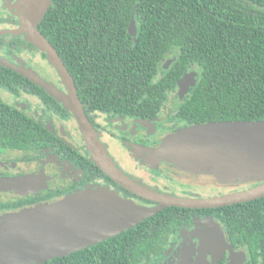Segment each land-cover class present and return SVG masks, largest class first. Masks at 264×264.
<instances>
[{"label":"trees","instance_id":"obj_1","mask_svg":"<svg viewBox=\"0 0 264 264\" xmlns=\"http://www.w3.org/2000/svg\"><path fill=\"white\" fill-rule=\"evenodd\" d=\"M132 23L134 34L130 33ZM37 27L71 75L97 134L107 127L110 117H160L190 65L200 68V76L173 111L174 117L188 126L264 120V0H51ZM173 51L176 57L159 74L161 63ZM42 54L48 73L59 75ZM3 91L36 97L55 118L72 116L55 96L0 64V150L53 148L82 167L85 176L78 185L99 181L117 193L132 195L99 168L75 123L71 136L75 143L85 145L80 151L15 107ZM116 149V154L108 153L115 164L128 177L157 191L133 173L137 164L149 175L152 171L135 162L120 144ZM163 177L177 182V187L181 184L177 194L157 191L163 194L207 198L224 192L213 184ZM59 192L2 203L0 208L21 207ZM209 216L222 223L232 242L245 246L264 263L261 197L217 208L166 207L114 237L42 264H142L159 254L180 227Z\"/></svg>","mask_w":264,"mask_h":264},{"label":"water","instance_id":"obj_2","mask_svg":"<svg viewBox=\"0 0 264 264\" xmlns=\"http://www.w3.org/2000/svg\"><path fill=\"white\" fill-rule=\"evenodd\" d=\"M50 3L51 0H26L21 30L46 53L61 76L66 92L29 67L16 65L2 57L0 64L30 79L59 99L74 116L85 145L99 168L116 184L155 202V205L135 203L107 186L98 185L69 194L54 203L44 202L34 208H23L22 212L0 220V264L45 263L114 237L166 207L217 208L264 197V120L208 122L186 127L197 131L194 142L209 140L215 143L205 150H188L174 145L151 149L157 157L182 161L184 165L179 167L194 175L239 176L247 178L244 182H263L256 187L214 197L188 198L153 191L129 178L99 140L85 114L71 75L54 47L38 30V23ZM130 33H135L134 23ZM174 58L167 59L166 65ZM166 65H163L164 68H167ZM200 131L202 135L198 133ZM224 143L235 144V147H219ZM38 188L32 179L0 177V191L11 190L24 195ZM207 221L221 229L214 219ZM220 232L224 236L222 229Z\"/></svg>","mask_w":264,"mask_h":264},{"label":"flooded vegetation","instance_id":"obj_3","mask_svg":"<svg viewBox=\"0 0 264 264\" xmlns=\"http://www.w3.org/2000/svg\"><path fill=\"white\" fill-rule=\"evenodd\" d=\"M26 7H27L26 0H0V57L5 58L16 65L29 67L35 70L41 77L53 82L59 89L66 92L65 89L66 87L62 81L61 76L60 75L55 76L53 73H51L50 75V73H48L47 71L48 67H45V58L43 57L42 50L32 41V39L29 37V35L26 32L21 30L22 16ZM56 70H54L53 72L57 73L58 71ZM46 75H49V77H47ZM24 94H26L27 96L29 95L27 93ZM29 96L33 97L31 95ZM34 98H35V103H37L36 105L44 109L45 112L47 111L49 113V116L51 115L53 116V114L46 109L44 104H42L36 97ZM185 98L186 97H184V99ZM180 104L174 106L175 107L174 110ZM20 110L23 113L31 116L26 111L22 109ZM72 116H69L68 120L58 119L53 116V118L58 120L55 121L62 123L63 126L67 127V129L69 128V133L65 134L66 131L63 130L64 132H62V134L66 138L68 137L70 140H68V138L67 139L64 138L63 135L60 133V131H56L53 128H50V126L46 124V122H44L43 120L36 118L35 119L43 123L49 129H51L58 137H60L65 142V144L72 146L73 150L80 151L83 149V146L85 145H83L82 143L78 144V142H76L77 143L76 144L74 142L73 137L71 136L70 127L71 125H74V123L76 124V128H77L76 130L80 133L76 120L75 118H72ZM162 118H163V113L160 115V117L153 120H140L137 118H124V117H110L106 120L108 124L107 127L98 129L99 134H97V136L101 141V143L103 144V146L105 147L107 153L112 152L110 151L112 150L110 148V145L112 147L113 146L116 147L117 144H120V146L123 147V149L127 152V154H130L129 148L128 146H126V144L129 145L131 142L138 145L137 149H139V147H143L145 149L146 148L153 149L156 147L164 148L163 146L165 145L163 146L161 145L162 144L161 140L164 139L165 136L171 134L176 129L179 130L185 129L186 127H188V125H185L180 119L174 116H171L170 120H168V118H164V120L162 121ZM143 122H146V124L149 125V128H147L145 132L140 131V133L138 132L136 134L134 133L133 136L134 128H138V126H140L141 123ZM104 138L107 139V141L106 140L103 141ZM111 140L115 142V145H113ZM78 146L80 147V149H78ZM8 150H16V149H5L0 151L4 152ZM17 151H22V152L36 151L37 154L30 159V161L35 162L36 168L32 167V165L30 164V167H28L30 169H28L27 171L23 170L22 172L21 171L18 172L13 170L12 167L8 165H3V163L0 162L1 163L0 177H19V178L32 179L35 180L36 186H39V188L34 192H29L24 195L15 193L14 191L11 190L0 191V196L3 195V197L5 198L4 200L0 201V204L18 201V200H26L31 197L42 196L44 194L45 195L52 194L57 191L60 192L53 196L44 198L43 200L32 202L29 203L28 205H23L21 207L0 208V212L20 210L40 202L54 201L56 199L75 193L87 187H93L98 185L106 186V184H103L102 182L99 181L78 185V182L81 179H83L85 176L82 167H80V165L76 163H72L68 158H65L63 155L55 151V149L53 148L40 147L36 149L17 150ZM46 155H48L49 157L47 159H43V156ZM129 156L131 157V155ZM144 158H146L148 164H152L155 167L153 168L151 165L144 163V166L149 168L150 171H152V175H153V176L150 175L151 178H149L150 180L149 183L145 181L146 184L145 183L144 184L152 187V189H156L157 191L163 193L177 194V189L180 188L181 184L180 186L177 187L178 183L172 182L173 184L172 183H168L169 185L167 184L168 186L171 187H167V185H163V186L160 185V182L157 180V178L161 174L166 178L168 177L165 171L162 170V168L173 169L172 164L163 159L159 164H157V162L152 163V160L149 161L147 156ZM133 160L135 162H139V160L138 161L135 159ZM156 164L157 166H155ZM174 170H176L177 175L178 173L183 175V173L180 172L179 169L176 168ZM193 176L200 177L197 175L196 176L193 175ZM201 177H204V175H201ZM262 183L263 182L261 181H246L238 185H233V186L227 185L229 186V188H227L225 191H228V194L230 190H231L230 193L239 192L256 187ZM138 184L142 185L141 183ZM110 189L113 190V188L111 187ZM187 193L188 194L190 193L191 195H196V193L192 191L191 192L188 191ZM118 194L127 199H131L135 203H139L142 205H155V202L146 204L144 201L141 200L144 198H141L134 193H131L132 195L128 196L126 195V193H120L118 191ZM207 219H214V221L221 226L224 236L220 232L221 229L217 225L209 223ZM142 264H264V263L260 261L259 256L250 253V251H248L245 246L238 245L237 243L232 242L230 237L227 235V232L225 231V228L223 227L222 223L216 220L213 216H209V217L195 218L191 225L180 227L175 234L169 237L165 247L162 249V251L159 254L154 255L148 259H145Z\"/></svg>","mask_w":264,"mask_h":264},{"label":"rangeland","instance_id":"obj_4","mask_svg":"<svg viewBox=\"0 0 264 264\" xmlns=\"http://www.w3.org/2000/svg\"><path fill=\"white\" fill-rule=\"evenodd\" d=\"M173 57H176L175 51H173L172 53H168L167 57L161 63V68H159V74H162L163 71H165V69H167L169 67V65L171 64V62L173 60L172 59L169 62V64L166 65L167 59H171ZM164 64L167 66V68H164V66H163ZM199 76H200V68L197 67L196 65H190L188 67L186 74L182 77V80H181L180 84L178 85L177 89L175 91H173L172 93H170L169 98H171V99L168 102H166V106H165L164 111H163L162 121L164 120V118H168V120H170V117L173 116V111L175 108L174 106H177V104H180L183 101L184 97H186L188 95L189 89L196 85V83L199 79ZM2 94H3V97L5 99H7L8 101H10L15 107L26 111L33 118L43 120L44 122H46V124H48L50 126V128H53L56 131H60L61 134H62V132H64L63 130L66 131L65 134L69 133V128L67 129V127L63 126L62 123L57 122L58 120L53 118L52 115L49 116V113L47 111L45 112L44 109H42L38 105H36L37 103H35L34 97H30L29 95L27 96L26 94L21 93V92H19L16 95H13V96H12V94H9L6 91H3ZM178 96H180V97H178ZM55 120H57V121H55ZM147 128H149V125H147L146 122L141 123V125L138 126V128H134L133 136H134V133L135 134L137 132L140 133V131L145 132ZM196 133H197V131H193L190 128L185 129V130L176 129L174 132L165 136V138L161 140L162 141L161 145L162 146L165 145L163 147L174 145L177 148H185L188 150L195 149V148L205 150V149L211 148L215 144L214 142H210L209 140L206 142H199V143L194 142L197 138V135H198ZM198 133H200L202 135L201 131ZM63 137L66 138L64 135H63ZM215 139H218V138L216 137ZM68 140H70V139L68 138ZM105 140L107 141V139L104 138L103 141H105ZM112 143H113V145H115L114 141H112ZM126 146H128V148H129V153H130L129 155H131V158H133L137 161L139 160L140 165L144 164V163L148 164L147 163L148 161H146V158H144L146 156L148 157L149 161L152 160V163L157 162V164H159L161 162V160L163 159V160L171 163L173 166V169L172 168H170V169L162 168V170L165 171V173L167 174V176L169 178H176L177 180H180L183 183H196V182H198L202 186L213 184L217 187V189H221L224 191V192H219L218 196L228 194V191H225L227 188H229V186H227V185H231V186L238 185L241 183L238 181H241V180L243 181V180L247 179V178H243V177L241 178L239 176L229 177L226 175L217 176V175H209V174L208 175L204 174V177H201V175H203V174H200L199 175L200 177H193L194 174H192L186 170H183L179 167L180 165H184L182 161H174L172 159L167 160L166 158L157 157V156H155L156 153L151 151V148L145 149L143 147H139V149H137L138 145L134 144L133 142H131L129 145L126 144ZM116 147L115 146L112 147L110 145V148L112 149L113 153H115V154L117 152ZM219 147H221V148L235 147V144L224 143V144H222V146H219ZM157 148L158 147H156L155 149H157ZM150 153H155V154L152 155ZM36 154H37L36 151H33V152H30V151L29 152H22V151H17V150H8V151H4V152L0 151V162H2L3 165H8V166L12 167L13 170H15V171H18V172H20V171L22 172L23 170L27 171L28 169H30V168H28V167H30V164L32 165V167L36 168L35 162L30 161V159ZM119 156L122 157L120 154H119ZM48 157H49L48 155L43 156V159H47ZM157 164L155 166H157ZM133 165L135 166L134 162H133ZM148 165H151L153 168H155L152 164H148ZM141 166H139L137 164V167L135 166L136 169L133 171V173L137 174L139 176H142L145 179V181H147V182L150 181L149 178H151V176H153V175L151 174V176H150L147 172H145V170L143 168H141L142 170H139V168ZM176 168L179 169V171L182 172L183 175H181L179 173L177 175L176 170H174ZM208 176L211 177V179H209ZM157 180L160 182V185H162V186L170 183V182H168L167 179H165L163 177L162 174L159 175ZM232 181H234V182H232ZM229 182H232V183H229ZM168 185H167V187H171ZM230 192H231V190H230ZM203 196H206V195H203ZM63 198H65V196L61 197L59 199H56L54 201L46 202V203H54V202L60 201ZM4 199L5 198L3 197V195H1L0 201L4 200ZM40 203H44V202H40ZM40 203H37V204H40ZM37 204L28 206L27 208L37 207ZM20 212H22L21 209L20 210H13V211H1L0 212V220L2 217H6V216L8 217L14 213L18 214Z\"/></svg>","mask_w":264,"mask_h":264}]
</instances>
